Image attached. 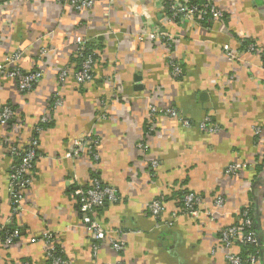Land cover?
Returning a JSON list of instances; mask_svg holds the SVG:
<instances>
[{"label": "crops", "instance_id": "obj_1", "mask_svg": "<svg viewBox=\"0 0 264 264\" xmlns=\"http://www.w3.org/2000/svg\"><path fill=\"white\" fill-rule=\"evenodd\" d=\"M211 1L224 16L206 27L168 22L161 0H97L91 11L79 13L56 0H0V64L19 52L23 72L42 74L24 93L0 76V109L10 106L14 113L0 124V227L19 231L9 246L0 240V264H46L47 231L71 264H226L217 230L237 224L238 212L250 204L264 241V168L256 176L253 167L236 178L224 173L231 163L264 159V143L254 134L264 127V68L241 45L245 39L264 51V0ZM156 28L172 36L168 47L138 42V34ZM76 37L92 43L97 54L92 81L81 86L72 74L58 81L60 71H75ZM225 45L239 47L236 61L226 58ZM169 57L182 69L179 78L170 75ZM56 101L60 106L53 108ZM149 105L162 111L151 125ZM49 108L48 125L36 137L23 209L12 218L7 178L16 161L9 149L28 145ZM205 118L218 132L200 129ZM83 135L98 141L97 161L65 157ZM93 177L118 197L94 219L123 242L119 254L107 240L95 242L82 224L74 191L86 189ZM181 190L200 195L203 212L222 197L215 222L204 215L172 218ZM154 201L165 205L159 217L149 210ZM259 260L264 264V245Z\"/></svg>", "mask_w": 264, "mask_h": 264}, {"label": "built area", "instance_id": "obj_2", "mask_svg": "<svg viewBox=\"0 0 264 264\" xmlns=\"http://www.w3.org/2000/svg\"><path fill=\"white\" fill-rule=\"evenodd\" d=\"M59 4L66 7H70L76 12H89L93 9L97 0H56ZM112 5L115 0H103ZM162 9L165 10L166 18L171 23H196L200 24L201 21H205L208 25L211 21L220 20L223 18V13L212 3L211 0H206L202 6H195L187 4L186 0H161ZM207 18V20H206ZM201 25V24H200ZM138 42H144L150 40L152 42H164L168 47L172 41V36L168 33L161 31L159 28L151 31L145 29L143 32L136 36ZM86 40L82 37L75 38L76 54H81L85 48ZM239 49V47H238ZM237 49V50H238ZM237 50L225 45L222 47L226 58L229 61H236L238 59ZM248 53H253L259 56L263 68H264V51H259L257 46L253 43L246 46ZM45 50L42 51V55ZM170 68V75L172 78H179L182 75L181 67L174 62L170 57L167 59ZM21 53L16 52L8 55L4 58L2 64H0V76L12 79L16 82L18 91L21 93L30 91L42 78V74L39 70H32L29 72H23L20 67ZM94 62L90 56H87L78 71H70L64 69L60 71L58 75V81H65L70 74H72L74 82L78 85H85L92 81V71ZM60 106V102L56 101L53 108ZM51 109L44 112L38 120L37 125L34 127V132L40 134L43 129L39 125H45L49 122ZM162 111L154 105H149L146 119L147 122L152 124L154 117ZM165 115L171 118H177L179 122L184 126H190V123L181 118L178 113L173 109H165L163 111ZM14 118L13 110L10 106H4L0 109V124L5 125L12 121ZM199 127L202 131H206L210 134L218 132V129L210 123L209 118H205L199 123ZM151 132V130L149 129ZM254 134L264 143V127L257 128ZM38 140L32 138L28 142V149L21 150L22 148L11 147L10 153L14 156H20V164L18 167H12L11 173L8 176V191L10 198V210L11 216L17 215L22 211V199L23 193L28 189L32 182V171L34 167V160L36 159V149ZM98 141L91 135H83L72 141V147L68 153L65 154L66 158H78L80 156H91L94 161H97L96 147ZM139 148H146L145 145L138 143ZM152 166H157L156 162H152ZM255 167V163L248 165L242 162H234L229 164L225 168V175L236 178L242 172L248 168ZM264 168V167H263ZM74 200L77 205L78 212L81 215L82 224L86 227L88 233L92 236L95 242L100 243L104 240L110 244L113 251L117 254L124 251V244L120 240L111 237L114 235L112 232L106 231L103 226L94 219V214L97 209L103 207L106 203H116L118 197L113 188L103 185L97 177H93L90 180V184L86 189H76L74 191ZM202 197L194 193H188L182 201V207L178 208L176 212L172 213V218L177 219L180 215L188 217H200L204 215L208 219V223L215 222L216 214L223 208L224 199L217 196L212 204V207L207 211H201ZM150 213L154 217H159L165 211V205L161 201H154L149 206ZM239 220L237 224L227 225L219 227L218 242L220 247L224 250V261L226 264H259V255L248 254L245 257L241 255V247L244 245L256 246L260 244L262 249L264 241L257 237L252 231L253 221L250 218L247 210H241L237 214ZM1 231V227H0ZM18 237V230H12L9 233H5L1 241L5 246H9L13 243L14 239ZM42 240L44 243V257L47 264H71L66 258L62 259L57 254L58 244L50 232H44L42 234ZM93 254L95 255L99 249V245L93 246ZM59 253L62 251L59 248Z\"/></svg>", "mask_w": 264, "mask_h": 264}, {"label": "trees", "instance_id": "obj_3", "mask_svg": "<svg viewBox=\"0 0 264 264\" xmlns=\"http://www.w3.org/2000/svg\"><path fill=\"white\" fill-rule=\"evenodd\" d=\"M187 1V4L189 5H195V6H202L205 4L206 0H186ZM207 20V18H206ZM202 26H206L207 27V23H205V21H201L200 23ZM251 44V42L249 41H246L245 39H243L241 41V45L242 46H247ZM87 56H90L93 60V62H95V60L97 59V54L95 53V49H94V46L92 43H86L85 44V48L84 50L81 52V54H75V61L77 62V66L75 67V71H78L81 67V64L83 62V60L87 57ZM48 125L45 124V125H39L40 128H42L44 130V128ZM34 132V131H33ZM37 137V133H34L33 134V138H36ZM14 147H15V144H14ZM28 149V145L27 146H24L22 147L21 150H26ZM14 159L16 161V163L14 164V168L18 167L19 164H20V156H14ZM36 157H37V150H36ZM36 160V159H35ZM35 160H34V163H35ZM11 167V168H12ZM263 167H264V159L260 161V163H255V167H254V173H255V176L259 173L262 172L263 170ZM34 168V167H33ZM33 172V171H32ZM11 173V171H9V174ZM8 174V176H9ZM8 179V178H7ZM27 190V189H26ZM25 190V191H26ZM177 198L180 200V203L177 205L178 208H181L182 207V201L184 199V197L186 196V194L188 193H193L191 191H188V190H181V191H177ZM24 194V193H23ZM196 194V193H194ZM197 195V194H196ZM24 196V195H23ZM163 203V201H162ZM241 210H247L248 211V214L250 216V218L252 219L253 221V226H252V231L257 235L258 238H260V240L262 239L259 235H262L261 231H259V220L256 218V213H255V209H254V205L250 204L248 205V207H244L242 208ZM16 215H12V218L15 217ZM257 219V220H255ZM12 230H15V227L11 226V227H8V228H1V231H0V240L2 239V237L4 236L5 233H9L11 232ZM19 232V231H18ZM15 240V239H14ZM263 240V239H262ZM262 249L260 248V244L258 243V245L256 246H252V245H244L243 247H241V255L243 257H245L246 255L248 254H258L260 255ZM59 248H58V251H57V254L62 257V259H64L65 257L63 256L62 253H59ZM47 264V263H46Z\"/></svg>", "mask_w": 264, "mask_h": 264}]
</instances>
